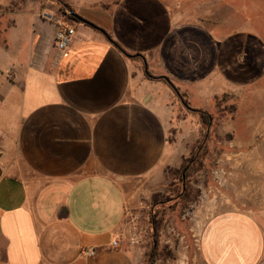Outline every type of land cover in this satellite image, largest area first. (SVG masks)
I'll return each instance as SVG.
<instances>
[{
	"label": "crops",
	"instance_id": "obj_1",
	"mask_svg": "<svg viewBox=\"0 0 264 264\" xmlns=\"http://www.w3.org/2000/svg\"><path fill=\"white\" fill-rule=\"evenodd\" d=\"M60 1L90 25L0 0V264H145L127 208L185 156L195 128L172 138L190 123L173 103L264 102V37L226 32L193 0ZM56 20L74 29L58 57ZM199 255L264 264V233L247 212L222 214L204 223Z\"/></svg>",
	"mask_w": 264,
	"mask_h": 264
},
{
	"label": "rangeland",
	"instance_id": "obj_2",
	"mask_svg": "<svg viewBox=\"0 0 264 264\" xmlns=\"http://www.w3.org/2000/svg\"><path fill=\"white\" fill-rule=\"evenodd\" d=\"M193 1L196 13L203 11L210 14L212 20L225 22L226 32L248 29L264 37V0ZM27 5L39 8V18L47 22L57 19L53 15L56 9L62 12L64 8L60 0H18L19 8ZM261 90L258 89L254 99H261ZM250 95V92L246 94V102L240 106L229 96L218 98L210 110L204 111L212 118L207 129L195 113L181 104L183 95L179 94L180 100L173 103L176 123L182 124L181 120L190 123L182 129L179 125L172 129V138L185 133L190 126L195 130L187 137L189 142L180 143V151L185 156L178 159L176 167L168 168H183L184 160L192 159L186 182L193 200L170 207L168 201L179 192L182 194L184 189L181 190L179 172L168 174V168L164 170L161 188L131 192L126 219L130 234L127 232V236L129 242L143 252L145 264L153 249H156L154 264H203L199 240L204 223L231 211L249 213L264 233V102L250 101ZM242 115L251 117V127L240 119ZM205 135L208 139L203 149H196ZM198 154L202 157L200 165L195 163ZM170 183L176 186L168 190ZM154 194L164 202L155 219L156 243L150 224Z\"/></svg>",
	"mask_w": 264,
	"mask_h": 264
},
{
	"label": "trees",
	"instance_id": "obj_3",
	"mask_svg": "<svg viewBox=\"0 0 264 264\" xmlns=\"http://www.w3.org/2000/svg\"><path fill=\"white\" fill-rule=\"evenodd\" d=\"M63 6V5H62ZM64 8L61 9V11L63 12L64 16L72 21L78 22L79 20L77 19V16L74 14L73 10H71V8H69L68 6L64 5ZM79 17V16H78ZM184 102H182L181 104L187 109V110H191L193 113H195L198 117L199 120L202 124V126L207 129L208 127L211 126V116L209 114H207L206 112L202 111V110H193L190 109L189 104L184 100V98H182ZM207 135L203 136L202 141L200 142V144L196 147V149H203V146L205 144L204 141H207ZM173 139H170V142H172ZM203 145V146H202ZM201 153V152H200ZM200 154H198V158L195 160V163H199V165L202 163V157H199ZM185 164L183 165V168H178V169H171L168 168V174L169 173H173V174H177L179 172L178 175V179L181 183V190L184 189V192L182 194H180V192L175 196V198H173V200H169L168 202H171L170 207L173 205H178V204H182L184 202H189L193 200V197H191V193L189 191V189H187V182L186 179L188 178V174L190 172V170L192 169L193 164L191 163L192 159L188 158L185 159ZM183 161V162H184ZM191 163V164H190ZM173 186H176V184L174 183H170L168 188V190H171ZM163 201L159 200V195L158 194H154L152 195V205H151V210H150V224H151V232L153 234V241L154 243L157 242L156 240V234L158 229L156 228V222L155 219L158 217V211L159 208L163 207ZM155 245V244H154ZM156 249H153L151 251V253L149 254V260L147 264H154L156 262Z\"/></svg>",
	"mask_w": 264,
	"mask_h": 264
},
{
	"label": "built area",
	"instance_id": "obj_4",
	"mask_svg": "<svg viewBox=\"0 0 264 264\" xmlns=\"http://www.w3.org/2000/svg\"><path fill=\"white\" fill-rule=\"evenodd\" d=\"M66 18V17H65ZM58 28L54 36L55 46H56V55L57 57L63 53L70 45L72 37L74 35V29L66 26L65 24L59 23L58 20ZM1 156V151H0ZM113 247L117 246V241L112 243ZM97 254L95 249L85 248L82 250V255L86 257H95Z\"/></svg>",
	"mask_w": 264,
	"mask_h": 264
},
{
	"label": "water",
	"instance_id": "obj_5",
	"mask_svg": "<svg viewBox=\"0 0 264 264\" xmlns=\"http://www.w3.org/2000/svg\"><path fill=\"white\" fill-rule=\"evenodd\" d=\"M76 15V14H75ZM77 16V15H76ZM77 19L80 21V22H82V23H85V24H89L88 22H86L85 20H83L82 18H80V17H78L77 16ZM90 25V24H89ZM103 35H104V37L110 42V43H112L114 46H116V44H114L113 42H112V40L106 35V33L105 32H103V31H100ZM117 48H118V46H117ZM181 103H182V101H181Z\"/></svg>",
	"mask_w": 264,
	"mask_h": 264
}]
</instances>
